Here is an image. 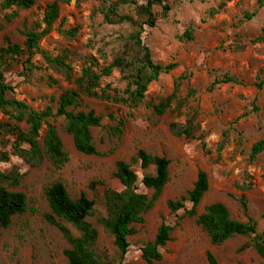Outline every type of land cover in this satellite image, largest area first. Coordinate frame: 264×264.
<instances>
[{"label": "rangeland", "instance_id": "374dc122", "mask_svg": "<svg viewBox=\"0 0 264 264\" xmlns=\"http://www.w3.org/2000/svg\"><path fill=\"white\" fill-rule=\"evenodd\" d=\"M53 0H36L29 10H2L0 8V45L3 37L11 42L21 44L19 32L23 28H42L44 6ZM100 0H70L60 6V17L54 31L40 42V47L56 55L63 48H68L73 56L71 65L76 75L83 65V58L94 56L100 67L110 62V48L104 50L106 57H99L97 49L102 42L108 43L113 37L124 33V29L107 26L93 10ZM223 0H165L170 6L166 19H159L155 28L146 29L142 35L143 43L149 48L152 59L160 64L177 63V68L150 84L144 103L157 102L172 91V82L184 71L191 73L190 84L197 90L194 100L189 101V108H198L199 140H186L173 137L169 132L170 124H182L184 117L175 112H166L163 116L155 115L145 105L127 109L119 105L85 99L83 110L92 109L102 117V128L92 129L93 143L99 155L86 156L76 152L71 138L62 132V119L50 121L54 124L68 154V163L60 170H53L47 163L31 169L19 159L11 157L6 164L0 163V170L16 167L23 175L18 190L27 197L29 211L14 218L12 225L0 235V264H67L63 251L68 244L59 231L44 220L48 213L42 196L43 188L54 182H61L68 193L76 198L86 193L94 199L93 215L89 221L99 233L98 246L114 256L116 250L109 237L95 223V217L103 214V187L96 185L90 191V182L102 181L106 187L120 191L121 186L113 178L116 161L128 162L138 149H143L170 161V179L155 207L145 215L144 222L134 226L135 234L128 237L129 247L124 256V264H144L141 248L152 241L157 227L163 221L174 228L170 241L160 249L162 261L157 264H207L205 252L210 251L218 264H260L261 260L248 248L242 252L238 249L247 242L246 237L236 236L220 246H211L207 235L195 224V218L185 216L184 210L170 213L166 203L183 196L191 188L199 170L206 173L209 190L202 198L197 213L203 212L205 206L221 203L231 217L245 222L238 199L244 197L248 214L256 222V229H264V153L253 161L249 159L251 146L264 139V85L256 89L253 85L264 82V44L250 45L264 28L263 6L256 15L245 19L246 13L256 8L257 0H230L216 15L209 18L208 13ZM16 16L11 20L10 14ZM79 27L75 39L65 40L57 34V27ZM192 29L193 40L180 42L178 37L187 29ZM41 70L25 80L20 76V69L14 67L6 75L7 82L14 87L16 99L25 102L35 110L45 106L54 108L59 94L70 87L62 77L46 68L40 57L33 61ZM229 74L238 77L244 85H224L211 93L205 91L213 77ZM51 79V80H49ZM52 81H55L53 83ZM102 84L123 89L119 75L113 72L104 78ZM186 94L181 88L180 96ZM256 107V111L252 108ZM184 109L183 112H186ZM243 114L245 116L241 117ZM116 119L126 120V127L120 140L108 134V128ZM237 120V121H236ZM6 117L0 114V122ZM236 121V123H235ZM227 128L229 142L224 151L218 155L216 146L221 133ZM44 133V127L41 135ZM240 135L242 146L237 148L235 141ZM138 182L143 171L133 165ZM151 172V170L149 171ZM139 192H146L139 183ZM190 205L185 204V209ZM73 236L76 231L65 225Z\"/></svg>", "mask_w": 264, "mask_h": 264}, {"label": "trees", "instance_id": "16d2710c", "mask_svg": "<svg viewBox=\"0 0 264 264\" xmlns=\"http://www.w3.org/2000/svg\"><path fill=\"white\" fill-rule=\"evenodd\" d=\"M70 0H53L44 6L42 14V28H23L19 32L21 44L11 42L3 37L0 45V114L6 117L0 122V163L6 164L11 157L19 159L31 169L39 168L47 163L53 170L62 169L69 161L64 149L58 128L50 121L62 119L61 130L71 138L76 152L86 155H99L93 143L92 129L102 128V117L92 109L83 110L85 99H93L104 103L119 105L127 109H135L145 105L155 115L163 116L166 112H175L184 117L182 124H170L169 132L173 137L186 140H199L198 108L190 109L189 101L194 100L197 90L190 84L191 73L184 71L172 82V91L169 95L157 99V102L144 103L145 93L150 84L156 82L161 75H167L177 68V63L160 64L152 59L149 48L143 43L142 35L146 29L155 28L159 19H166L170 6L165 0H100L93 10L94 15L101 17L102 23L107 26H116L124 29V33L113 37L108 43L102 42L97 49L99 57H106L104 50L110 48V62L100 67L94 56L83 58V65L78 75L71 65L73 53L68 48L61 49L53 55L40 47V42L54 31L60 17V6ZM230 0H223L215 9H211L208 17L218 14ZM36 0H0V8L9 10H29ZM263 6L261 0L256 1V8L246 13L245 19H252L259 8ZM15 13L10 14L12 20ZM56 32L65 40L76 38L79 27L62 28L60 24ZM180 42L193 40L192 29L187 28L178 37ZM250 45L264 44V28L259 35L249 41ZM40 57L48 70L59 74L70 85L63 90L56 99L54 108L45 106L35 110L25 102L15 97L14 87L6 80L7 73L14 67L20 69V76L28 80L40 69L33 61ZM118 73L119 82L123 89L112 87L111 84H102L104 78ZM51 80V79H49ZM55 83V81H52ZM224 85H244L236 76L224 74L213 77L205 91L213 92ZM264 82L258 81L253 86L261 89ZM185 86L186 94L181 97V88ZM187 109L186 112H183ZM253 106L252 111H256ZM243 114L241 117L245 116ZM109 120L115 123L108 128V134L116 139L122 138L126 127V120L116 119L109 115ZM237 121V120H236ZM235 121V123H236ZM44 127V133L41 131ZM227 128L221 133L216 146L220 155L228 145L229 132ZM237 148L242 146L240 135L235 141ZM264 153V139L255 142L249 151V159L253 161ZM133 165H138L143 171L142 179L138 182ZM151 170V172H149ZM114 179L121 186L120 191L106 187L102 181L90 182L88 188L94 191L96 185L103 187L102 207L104 213L95 217V223L112 238L116 254L111 256L98 246L99 233L89 221L93 215L94 199L86 193H80L73 198L65 186L54 181L42 190L48 213L44 220L55 227L61 234L69 248L63 251L67 264H124L123 259L129 247L128 237L135 234L134 226L142 224L144 217L159 201L164 188L170 179V161L165 157L156 156L143 149H138L128 162H115L112 173ZM23 175L12 166L8 170H0V235L7 230L16 217H21L29 211L27 197L18 190ZM139 183L146 192H139ZM209 190V180L205 172L199 170L190 189L176 200L166 203L170 213L184 210L185 216L195 218V224L207 235L211 246H220L228 240L242 236L248 240L238 252L251 248L264 264V229L258 232L256 222L248 214L247 203L244 197L238 199L245 222L231 217L228 209L221 203H212L204 207L198 214L197 208ZM185 204L190 208L185 209ZM70 225L77 233L73 236L65 226ZM174 228L165 222L157 227L150 242L141 248V259L144 264H157L162 261L160 249L170 241ZM207 264H218L215 256L205 252Z\"/></svg>", "mask_w": 264, "mask_h": 264}]
</instances>
